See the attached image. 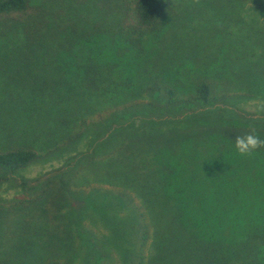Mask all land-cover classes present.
Returning <instances> with one entry per match:
<instances>
[{"label": "trees", "instance_id": "obj_1", "mask_svg": "<svg viewBox=\"0 0 264 264\" xmlns=\"http://www.w3.org/2000/svg\"><path fill=\"white\" fill-rule=\"evenodd\" d=\"M34 1L0 0V24L12 22L20 34L15 46L0 43V61L26 65L89 43L81 13L40 16ZM122 4L115 34L140 51L161 30L168 2ZM113 75L88 68L76 89L50 96L49 111L41 110L43 95L26 94V87L2 93L30 111L59 117L70 139L87 126L83 114L99 119L95 139L106 136L85 172L113 189L81 188L88 182L75 183L70 170L19 181L26 198L0 207L15 221L11 230L0 229V264H264V148L242 156L233 146L236 136L253 130L264 139V117L207 111L219 99L226 102L207 78L183 94L155 80L134 89L128 79L118 89ZM8 77L11 84L15 78ZM16 109L0 106V187L39 158L13 143ZM139 139L147 143L139 146Z\"/></svg>", "mask_w": 264, "mask_h": 264}, {"label": "rangeland", "instance_id": "obj_2", "mask_svg": "<svg viewBox=\"0 0 264 264\" xmlns=\"http://www.w3.org/2000/svg\"><path fill=\"white\" fill-rule=\"evenodd\" d=\"M166 1L169 9L161 30L147 36L140 51L125 47L115 34V18L117 11L123 8L122 0H90L83 5L69 1H34L31 5L40 16L51 14L56 18L81 13L87 20L83 33L87 34L85 40L89 43L26 62V65L8 62L7 58L1 60L0 106L19 108L15 105H19L17 100L8 101L2 93L26 87V94L33 90L32 93L43 95L41 110L49 111L50 96L76 89L87 69L96 67L116 72L118 75L113 76L118 89L128 79L134 89L155 80L189 94L198 78H207L214 84L216 97H226L225 103L219 99L217 104L207 107V111L220 115L219 110L230 109L254 119L264 117V3L259 0ZM19 39L20 34L12 22L0 24V43L6 41L3 44L10 48L17 45ZM8 74L15 78L11 84H8ZM20 104V110L12 111L11 120L15 118L18 122L13 126V143L31 147L39 158L0 187V207L8 209L14 199L26 198V193L17 186L19 181H33L62 170L72 171L75 183L86 179L88 183L81 188L88 191L113 189L85 172L89 170L88 162L94 155L96 143L106 136L95 139L94 124L99 119L83 114L82 120L87 126L79 137L70 139L57 122L59 117L53 120L49 115L26 109L28 103L20 101ZM199 107L194 110L204 109ZM223 116L230 117V114L225 112ZM77 129L71 133H76ZM145 143L146 139L138 140L139 146ZM4 212H0V229L8 231L15 221L13 215Z\"/></svg>", "mask_w": 264, "mask_h": 264}, {"label": "clouds", "instance_id": "obj_3", "mask_svg": "<svg viewBox=\"0 0 264 264\" xmlns=\"http://www.w3.org/2000/svg\"><path fill=\"white\" fill-rule=\"evenodd\" d=\"M233 146L240 155H251L257 149L264 148V139L253 130L244 135L236 136Z\"/></svg>", "mask_w": 264, "mask_h": 264}]
</instances>
